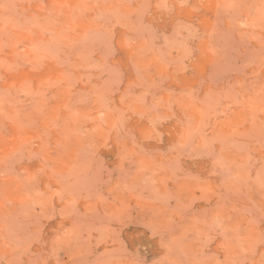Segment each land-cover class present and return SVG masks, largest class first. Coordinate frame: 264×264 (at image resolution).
<instances>
[{
    "label": "rangeland",
    "instance_id": "rangeland-1",
    "mask_svg": "<svg viewBox=\"0 0 264 264\" xmlns=\"http://www.w3.org/2000/svg\"><path fill=\"white\" fill-rule=\"evenodd\" d=\"M0 264H264V0H0Z\"/></svg>",
    "mask_w": 264,
    "mask_h": 264
}]
</instances>
